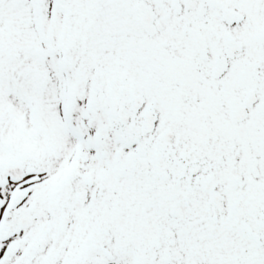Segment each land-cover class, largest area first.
<instances>
[{
	"label": "snow or ice",
	"instance_id": "6c2138e0",
	"mask_svg": "<svg viewBox=\"0 0 264 264\" xmlns=\"http://www.w3.org/2000/svg\"><path fill=\"white\" fill-rule=\"evenodd\" d=\"M0 264H264V0H0Z\"/></svg>",
	"mask_w": 264,
	"mask_h": 264
}]
</instances>
